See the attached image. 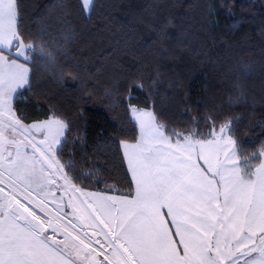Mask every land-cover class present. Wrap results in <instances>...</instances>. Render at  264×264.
<instances>
[{
  "label": "trees",
  "instance_id": "obj_1",
  "mask_svg": "<svg viewBox=\"0 0 264 264\" xmlns=\"http://www.w3.org/2000/svg\"><path fill=\"white\" fill-rule=\"evenodd\" d=\"M18 27L54 62L34 54L13 106L25 124H69L61 159L85 191L129 192L130 107L151 110L173 142L227 125L241 174L259 165L264 0H92L88 12L81 0H18Z\"/></svg>",
  "mask_w": 264,
  "mask_h": 264
},
{
  "label": "snow or ice",
  "instance_id": "obj_2",
  "mask_svg": "<svg viewBox=\"0 0 264 264\" xmlns=\"http://www.w3.org/2000/svg\"><path fill=\"white\" fill-rule=\"evenodd\" d=\"M36 53L54 62L24 42L18 0H0V264H76L73 253L90 257L93 245L111 249L101 264H264V165L241 174L227 125L211 140L173 142L151 111L132 107L139 138L120 143L129 192H85L61 159L69 124H25L13 106ZM69 190L75 199L56 195Z\"/></svg>",
  "mask_w": 264,
  "mask_h": 264
},
{
  "label": "rangeland",
  "instance_id": "obj_3",
  "mask_svg": "<svg viewBox=\"0 0 264 264\" xmlns=\"http://www.w3.org/2000/svg\"><path fill=\"white\" fill-rule=\"evenodd\" d=\"M81 3H82V0H81ZM91 4H92V2H91ZM82 6H83V4H82ZM90 8H91V5H90ZM90 8H89V9H85V8L83 7V9H84L85 12H88V11L90 10ZM131 108H132V107H130V113H131ZM136 108H138V107H136ZM138 109H143V108H138ZM143 110L151 111V110H149V109H143ZM151 112H152V111H151ZM131 116H132V114H131ZM133 119H134V118H133ZM46 120H47V119H46ZM43 121H44V120H43ZM134 121H135V120H134ZM38 122H40V121H38ZM33 123H36V122H33ZM33 123H31V124H33ZM137 127H138V125H137ZM213 134L219 135V130L216 131V132H214ZM213 134H212L211 138H209V139H207V140H211V139L213 138ZM224 135H225L226 137H230L229 134H228V130L225 129V133H224ZM138 136H139V128H138ZM189 137H191V136H189ZM191 138H192L193 140H199V139H196V138H194V137H191ZM207 140H200V141H207ZM134 143H135V142H134ZM233 151H234V153H235V157H236V160H237L236 166L239 167L238 157H237V154H236V151H235V148H234V144H233ZM260 156H261V157H260V163H259V165L257 166V168H259L261 165H264V150H261V151H260ZM198 163L201 165V167H203V168H207V164L204 162V160H199ZM239 168H240V167H239ZM257 168H256V169H257ZM256 169L254 170V172L256 171ZM133 186H134V184H133ZM85 192H90V191H85ZM90 193H98V192H90ZM56 195H57L58 197H59V196H63L64 201L67 202V200L69 199V197H70V196H73V193L71 192V190H69V191L66 192V193H65V192L56 193ZM76 195H79L81 199L84 198V197L82 196V194L77 193ZM133 195H134V193H133ZM73 198L75 199L74 196H73ZM49 209H52L51 201H49ZM67 210H68V211H67ZM65 211H67V212L70 211V212H71V209L69 210L68 208H66ZM86 229H87V231H89L90 235H93V228H86ZM109 252H111V251H108V253H109ZM85 254H87L86 257H88V252L85 253ZM85 254H84V256H85ZM80 255H82V254L80 253ZM88 258H91L92 260H94L95 264L98 263L97 261L99 260V258H98L97 255L94 254V252H93L92 256H90V257H88Z\"/></svg>",
  "mask_w": 264,
  "mask_h": 264
},
{
  "label": "crops",
  "instance_id": "obj_4",
  "mask_svg": "<svg viewBox=\"0 0 264 264\" xmlns=\"http://www.w3.org/2000/svg\"><path fill=\"white\" fill-rule=\"evenodd\" d=\"M138 138H139V136H138ZM138 138H137V139H138ZM121 149H122V148H121ZM122 152H123V149H122ZM125 162H126V161H125ZM126 165H127V162H126ZM129 174H130V173H129ZM130 176H131V174H130ZM69 210H70V209H69ZM49 211H52V209H49ZM67 211H68V210H67ZM69 212H70V211H69ZM65 222H66V221H65ZM46 228H47V226H46ZM84 230L87 231V229H84ZM78 231H81V230L78 229ZM87 232H88V234L90 235L89 231H87ZM48 234H49V236L51 237V231H50V230L48 231ZM73 235L75 236L76 233H73ZM53 239H56V240H58V241H63L64 238H63V236L60 235V233L58 232V233L56 234V236L53 237ZM176 239L178 240L179 238L176 237ZM180 248L182 249V245L180 246ZM108 251H111V249L108 248V247H104L103 250L101 251V249H100L99 246L93 245L92 252H94V254L97 255L98 258H99V260L97 261L98 263H96V264H101V262L105 260V256H106V254L108 253ZM87 252H88L87 249L82 250V251H80V253H81L82 255H80V253H79L78 256L76 255L75 252L73 253V259L76 260V264H89V260H92V259H91V258H87V259H86V255H87V254H85V253H87ZM84 254H85V256H84ZM181 255H182V251H181Z\"/></svg>",
  "mask_w": 264,
  "mask_h": 264
}]
</instances>
